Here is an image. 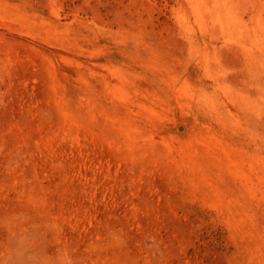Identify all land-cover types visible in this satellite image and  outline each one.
I'll list each match as a JSON object with an SVG mask.
<instances>
[{"label": "rangeland", "instance_id": "374dc122", "mask_svg": "<svg viewBox=\"0 0 264 264\" xmlns=\"http://www.w3.org/2000/svg\"><path fill=\"white\" fill-rule=\"evenodd\" d=\"M0 264H264V0H0Z\"/></svg>", "mask_w": 264, "mask_h": 264}]
</instances>
